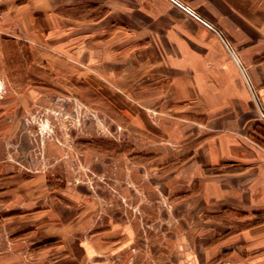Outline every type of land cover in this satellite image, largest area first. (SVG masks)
Here are the masks:
<instances>
[{"label": "crops", "instance_id": "0c3cea01", "mask_svg": "<svg viewBox=\"0 0 264 264\" xmlns=\"http://www.w3.org/2000/svg\"><path fill=\"white\" fill-rule=\"evenodd\" d=\"M179 1L6 0L0 76L14 92L93 89L137 129L153 125L151 156L162 165L157 145L185 141L167 154L169 169L152 173L175 197L178 264H264V0ZM24 61L41 67L46 90L14 69ZM27 173L0 166V264L123 263L141 230L96 229L77 184L56 188L48 173Z\"/></svg>", "mask_w": 264, "mask_h": 264}, {"label": "rangeland", "instance_id": "374dc122", "mask_svg": "<svg viewBox=\"0 0 264 264\" xmlns=\"http://www.w3.org/2000/svg\"><path fill=\"white\" fill-rule=\"evenodd\" d=\"M30 66L24 61L22 66L14 64V69L26 70L28 84L46 90L48 82L36 74L41 67L33 65L28 70ZM241 68L244 70L242 63ZM13 85L0 76V166L14 164L26 168L28 175L48 173L56 188L77 184L85 192L83 204L94 210L96 229L107 225L119 230L129 224L141 230L138 241L121 254L123 263L114 264H178L173 247V231L180 218L175 197L161 181L153 182L152 173L169 169L167 154L184 148L185 141L178 147L167 139L157 145L166 154L162 165L151 156L153 125L146 131L137 129L93 89L82 86L75 93H29L14 92ZM144 111L151 122L157 118L151 108ZM173 126L162 123L161 127L172 132ZM164 135L168 137V133ZM138 154L150 161L141 175L143 180L135 182L133 166ZM16 235L11 239H18L20 234ZM125 239L119 238L114 245ZM39 244L35 241L34 247ZM81 264L90 263L82 258Z\"/></svg>", "mask_w": 264, "mask_h": 264}, {"label": "built area", "instance_id": "2783aa9c", "mask_svg": "<svg viewBox=\"0 0 264 264\" xmlns=\"http://www.w3.org/2000/svg\"><path fill=\"white\" fill-rule=\"evenodd\" d=\"M5 2H6V0H0V23H1L2 19H3V9H2V5H3ZM191 13L194 14L197 18H200V16H199L198 14L193 13V12H191ZM206 23H207L210 27H212V28H213V29L219 34V36L222 38V40L226 43L227 47H228L229 49H232V48H231V45L229 44V42H228V40H227V37H226L225 34H224V32H223L222 30H220L217 26H215L214 24H212L211 22H208L207 20H206Z\"/></svg>", "mask_w": 264, "mask_h": 264}]
</instances>
